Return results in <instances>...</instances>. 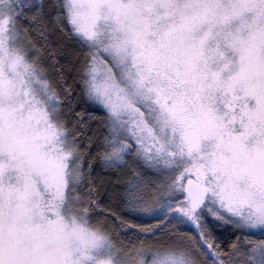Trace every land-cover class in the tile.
I'll return each instance as SVG.
<instances>
[{
    "label": "snow or ice",
    "instance_id": "snow-or-ice-1",
    "mask_svg": "<svg viewBox=\"0 0 264 264\" xmlns=\"http://www.w3.org/2000/svg\"><path fill=\"white\" fill-rule=\"evenodd\" d=\"M0 264H264V0H0Z\"/></svg>",
    "mask_w": 264,
    "mask_h": 264
},
{
    "label": "trees",
    "instance_id": "trees-1",
    "mask_svg": "<svg viewBox=\"0 0 264 264\" xmlns=\"http://www.w3.org/2000/svg\"><path fill=\"white\" fill-rule=\"evenodd\" d=\"M98 110V109H97ZM99 111V110H98Z\"/></svg>",
    "mask_w": 264,
    "mask_h": 264
},
{
    "label": "rangeland",
    "instance_id": "rangeland-1",
    "mask_svg": "<svg viewBox=\"0 0 264 264\" xmlns=\"http://www.w3.org/2000/svg\"><path fill=\"white\" fill-rule=\"evenodd\" d=\"M99 110V109H98Z\"/></svg>",
    "mask_w": 264,
    "mask_h": 264
}]
</instances>
